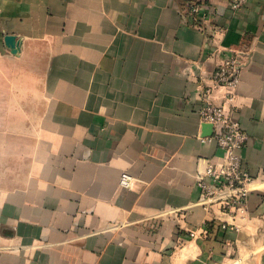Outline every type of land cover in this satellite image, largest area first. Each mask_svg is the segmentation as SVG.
<instances>
[{
	"label": "crops",
	"instance_id": "obj_1",
	"mask_svg": "<svg viewBox=\"0 0 264 264\" xmlns=\"http://www.w3.org/2000/svg\"><path fill=\"white\" fill-rule=\"evenodd\" d=\"M206 99L246 133L240 209L198 200ZM0 264H264V0H0Z\"/></svg>",
	"mask_w": 264,
	"mask_h": 264
},
{
	"label": "built area",
	"instance_id": "obj_2",
	"mask_svg": "<svg viewBox=\"0 0 264 264\" xmlns=\"http://www.w3.org/2000/svg\"><path fill=\"white\" fill-rule=\"evenodd\" d=\"M245 1L231 0V5L237 8ZM202 9L201 4L189 5L187 15L191 21L194 17H197V20H207L208 15L206 12L202 13ZM213 78L215 84L227 89L229 94L227 99L230 100L239 82L237 61L230 58L217 66L213 72ZM195 111L203 123L213 126L212 133L206 139H213L216 142L223 151L224 158V162L220 164L208 163L205 169L197 174L196 184L200 189L198 200L204 206L218 204L223 208L240 209L250 191L249 185L252 181V175L241 157L246 133L238 122L229 117L223 104H214L206 99L195 108ZM131 183L132 177L128 173H122L120 184L123 187H129Z\"/></svg>",
	"mask_w": 264,
	"mask_h": 264
},
{
	"label": "water",
	"instance_id": "obj_3",
	"mask_svg": "<svg viewBox=\"0 0 264 264\" xmlns=\"http://www.w3.org/2000/svg\"><path fill=\"white\" fill-rule=\"evenodd\" d=\"M202 127L204 130V135H210L213 131V126L209 123H203ZM206 127H207V129H206Z\"/></svg>",
	"mask_w": 264,
	"mask_h": 264
},
{
	"label": "rangeland",
	"instance_id": "obj_4",
	"mask_svg": "<svg viewBox=\"0 0 264 264\" xmlns=\"http://www.w3.org/2000/svg\"><path fill=\"white\" fill-rule=\"evenodd\" d=\"M6 112H8V110H6ZM4 128H8V126H4Z\"/></svg>",
	"mask_w": 264,
	"mask_h": 264
}]
</instances>
